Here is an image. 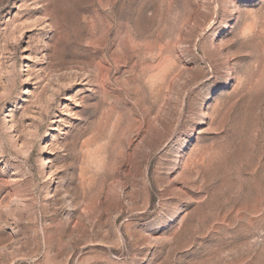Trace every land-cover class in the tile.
<instances>
[{
	"label": "rangeland",
	"instance_id": "rangeland-1",
	"mask_svg": "<svg viewBox=\"0 0 264 264\" xmlns=\"http://www.w3.org/2000/svg\"><path fill=\"white\" fill-rule=\"evenodd\" d=\"M0 264H264V0H0Z\"/></svg>",
	"mask_w": 264,
	"mask_h": 264
}]
</instances>
